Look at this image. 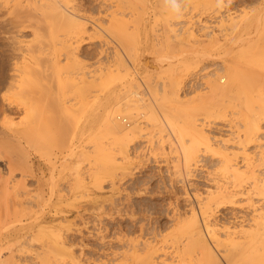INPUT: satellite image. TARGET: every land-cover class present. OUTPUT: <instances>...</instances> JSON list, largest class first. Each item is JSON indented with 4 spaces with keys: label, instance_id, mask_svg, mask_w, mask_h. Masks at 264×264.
I'll return each mask as SVG.
<instances>
[{
    "label": "rangeland",
    "instance_id": "rangeland-1",
    "mask_svg": "<svg viewBox=\"0 0 264 264\" xmlns=\"http://www.w3.org/2000/svg\"><path fill=\"white\" fill-rule=\"evenodd\" d=\"M70 1L72 3V5H70L71 3L69 4L70 7L73 8L77 7L76 9L88 18L89 20L88 27L90 29H88V33H86L88 36H84V38H82L83 41L81 40L82 43L80 45L79 51H76V54L78 53L77 57L74 56L72 58L74 59V62L72 59L67 61L66 58L62 56L61 58L62 59L64 58L65 60L63 59L64 61L63 62L62 59L60 58L61 62L59 64V67L60 66L63 67L64 70H61L62 71L61 73L59 70L58 72L62 75L64 74L63 79L65 78L64 77L65 75L67 76L69 75L70 78L69 76L66 77L69 79L70 82L72 81L71 79L77 76L78 79L77 78L76 79L79 82V76L83 75L85 77L84 74H86L87 76L85 78L87 79L86 81L87 83L85 88L86 90H84V93L87 94L85 95L83 93L84 96L83 95L81 96L80 93L79 96H76L75 94V92L77 91L76 87H73L76 90L75 92L71 90L73 89L71 87L70 90H68V92L66 93L67 99L70 98L68 94H70V96L74 94L73 96L74 98H78V97L80 98L81 96V99L79 98H78L79 100L77 99L80 105L76 102L75 103L72 102V104L78 106L79 110L76 114L75 112H73L74 111L73 109L76 110V108H72L73 111L69 117V118L74 117L73 119L77 122H75L74 120L71 121V119H69L70 123H67L68 119L66 121H63L68 125L70 124L71 128L73 127L71 130L69 129L70 125L68 128V125L63 123V125L65 124L67 126V130L69 129L68 131H66V134L64 131V135H67V133H69L67 136H65L67 137L66 141L64 140L65 148H63V145L61 143L62 140H59L62 137H63L62 139H65L64 135H62L63 132V128H62L63 126H61L62 123H56L57 125L52 124V126L49 127L50 130H48L46 133L47 135L45 136L42 135L44 137V138L42 137L43 139L40 136L41 140H39L38 142L42 141L40 142L41 144L38 142L37 144L35 143L36 147H34L35 145H31L29 141H28L29 144L27 140L24 141L25 149L27 151V160L29 161L28 165L26 163L17 164V163H12V161H8L9 159L7 158L8 156L5 153H3L4 150L2 147H0V189L2 188L0 190V201L4 199L2 203L0 202L1 203L0 205H2L1 206L2 209L0 208V260L2 262L0 261V264H13V262H15L14 264H45V261L46 263H48V257L51 258L48 264H60V261L58 259L56 260L57 256L52 255L51 252L52 250L49 249L50 246L49 245L47 246L49 240L51 243L52 239L50 238L54 235H51V237L50 236L46 237V234L48 236L52 233L57 235H59L58 233L61 234L62 239L64 238L62 241L65 242L66 244L65 246L66 251L69 254L74 253V256L77 257L78 260L82 262V264H144V262L140 261V259L143 260L144 256L148 254V250L150 247H156L157 249H159L157 258L155 259V261L158 264H162V263L176 264V262L177 264H197L198 263L197 252H195V254L194 253L187 254L184 253L183 251L185 247L184 244L188 242L187 240L188 237L183 234V227L185 225V222L187 223V221H189L188 219L192 218L191 215L193 214L194 211L197 212L199 218H201L202 223H204L203 227L206 230V233L209 234H210L209 230H211V228H208L207 226L210 223L209 221H211L212 224H217L218 227L221 228H223L224 226H231L233 229H237V230L238 229L242 230L240 227L244 228L247 227V225L249 224H253V220H254L253 217L255 216V211L253 206L247 200H245L246 199L245 196L238 195L237 196L238 198L235 197L236 200L234 199L235 201L233 202L231 201V199L220 200L219 199L220 193L217 192V190H219L218 187L220 186L230 187L232 190L234 188L238 189V187H234V185L236 186L237 183L233 185L232 182L234 183V181H231L233 180V178H231L229 173L225 172L226 171L224 165L225 158H223L227 155L225 153H230L229 155L231 157V154L232 155L236 154L237 152H239V150L242 151L241 147L239 146L243 145L246 149V152L249 153L250 155L252 154L251 155L252 159L254 158L255 160H258L261 152L264 150L263 148L264 137L260 138L257 141L248 143V145L241 144L240 141L241 138L243 140L242 136L244 135V133L242 131V128L241 130L239 129V126L242 123L241 120H239L240 116L237 114V112L239 111L240 108L238 107L233 108L234 105L233 103H238V100L236 99L237 97H235L233 93L232 95H228L222 98L220 96L215 97V93L211 88L213 87L212 85L213 80L214 81L220 80L222 84V81L221 79H219V77L222 74H224L225 76L226 73L225 68H227V65L232 61L233 58L232 56L228 57L227 55H230L232 51L233 53L231 55H233L235 49L239 47L242 48L243 46H247L251 41H255L256 39L258 41L259 37L263 33L262 31H264L263 29L264 0H231L230 5L226 6L223 10H219L216 7L215 0H212L214 5H211L212 4L211 0H209L211 4H209L207 0H186L185 7L187 9L185 13L187 14H184L185 16H183V18L180 20H177L173 15L172 16L175 19H173L172 16L171 17L169 16L171 14H169L168 10L165 8L163 0H70ZM75 1L77 3H75ZM203 6L207 9L204 8L203 10ZM212 6L213 8L211 9ZM202 10L204 13L202 12ZM254 10L255 11L258 10V12L256 13ZM214 11L216 12L214 13ZM259 11L261 12L259 13ZM189 12L192 13L190 14ZM167 14H169L168 16L173 20L171 19L169 20V18L164 19L168 17ZM247 14H249V17L251 16V14L252 17L254 16V14L255 16L253 17V19L251 17V20L249 21L247 19L249 17L246 16ZM243 15L244 17H246V19L243 17ZM93 16L95 18H93ZM229 17H232L230 22H229L230 19ZM239 17L240 18L242 17L241 19L244 20V21L241 20L242 22L241 25L243 26V28L240 30L239 29L236 30V28H234L232 24L234 21L240 22ZM158 19L159 21L157 22L154 21ZM92 20H94L93 21L94 24L96 21L98 24L102 25L105 31L99 29L100 33H98L97 32L98 30L96 31L94 27L91 26L93 23L91 22ZM165 20L166 21L169 20L167 21V25ZM136 21L140 22L138 23L140 26H138ZM197 22H199V24ZM223 22L225 23L227 22V23L225 24ZM222 23L225 25L222 26ZM113 24L114 25L116 24V27H118V28L115 27L116 30L113 28L114 26L112 27L116 31L114 33H118L117 29L119 31L121 28L123 29V27L125 26L128 27L127 29H125L126 27L124 28L125 31H122V34H124L123 32H126L127 34H125L124 37L125 39L129 38L130 41L122 38L123 37L122 34L112 33V35H117L119 37L112 36L111 33L107 31V29L110 28ZM151 24L152 26L153 25L154 26L152 27ZM189 24L190 26H188ZM228 24L230 27H232L233 30L227 27ZM171 25L174 29H171L172 28ZM191 25H193V27ZM262 25L263 27L261 28ZM206 27L208 28V30H206L207 29ZM56 28H54V30ZM135 28L138 30H134ZM168 28L170 32L167 31ZM154 29L155 31H157L156 33L159 34V35L157 34L158 36L155 34ZM54 30L52 35H54L56 32L58 36L55 34L54 36H52V39H50L51 37H49V39L47 37V41L49 44H51L52 42L51 47L52 48L55 47L57 53H60L58 52V49L59 47L61 48V46L57 47V45L60 44L61 40L59 42L57 41L60 38L62 39V37L65 39L64 34L68 35L69 32L66 29L63 30L59 29V31L56 29L55 32ZM64 30L66 31L63 34L62 31ZM258 30L260 31L262 30L260 32L261 33L260 36L258 35L259 33ZM220 31L222 32L220 33ZM234 32L239 33V35L237 34L238 37ZM168 33L170 34V36L168 35ZM25 34L27 37V41L32 39L31 38L32 36H30L31 35L30 32H25ZM163 34L165 35L166 38L169 37L168 41L165 39ZM190 34L193 37L192 41H190L191 38H189L191 37ZM194 34L197 37H194ZM222 34L225 36H223ZM230 37H235V38L231 39ZM175 38L176 39L178 38L177 40H179L180 42L177 41ZM122 39L125 42L120 43V41L121 42L123 41ZM170 39L174 42L172 43ZM187 40L188 43H186ZM216 40L219 42H216ZM162 41L164 45L163 43L161 44ZM223 41L228 42V43L226 42L227 46L224 45L225 43ZM234 42L236 44H234ZM133 43H134V47H133ZM158 43L160 44V46ZM220 43H222L223 45ZM135 44L137 45L135 46ZM153 44L154 46L152 47ZM123 45L125 48L122 47ZM157 45L159 47H157ZM162 46L165 48H163ZM135 47L137 48V54ZM173 47L175 50H173ZM226 47L228 49H226ZM161 48L163 49V51ZM55 49L53 48V50ZM120 49H122L123 52L125 53L123 54L124 57L119 56L118 54L116 55L117 53L116 50H120ZM126 49L127 51H130V53H128ZM222 49H224L225 51ZM133 50L135 51L132 52ZM157 51L159 52L161 51V53ZM155 52L156 54H154ZM127 54H129L128 58H127ZM123 58L124 60H122ZM189 59H193V60L191 61ZM76 61L77 63H79L80 61V63L82 64V65L79 64V67H81L84 70L86 68L85 72L84 70L81 71L80 70L81 68L79 69V67H77ZM123 61H127V63ZM66 62L67 65L69 64L68 66L65 65ZM226 62L229 63L227 64ZM118 63L120 66H118ZM196 63L200 64L198 68L196 67L197 66ZM125 64L127 65V68ZM70 67H72V70L73 69L74 70L71 71ZM111 67L113 69H111ZM128 67L130 68V70H127L129 69ZM203 67L205 68V70ZM248 67L249 68H247V70H251L252 72L250 74L255 73L259 76L258 78L259 82L261 79L263 80L262 85L260 84L261 82L259 83V85L264 86V77H262L264 76V71L262 70L263 71L262 72L261 70L259 71V69L256 70L257 68H252L250 66ZM76 68H78V71L74 72L75 70H77ZM186 68H189V70ZM207 68L208 70L206 71ZM222 68L225 71L221 70ZM110 69L112 71H108ZM7 70L5 69V67H1L0 71L6 73ZM79 71L81 73H79ZM124 71H126L125 74ZM257 72L258 73L262 72V74L259 73L260 74L259 75ZM77 73H79L80 75L79 74L77 75ZM111 73H114L113 74L114 76ZM105 74L107 75L109 74L108 79H111L112 82L111 80H106L107 75ZM216 76H218V78ZM224 76L221 77H223L222 78L224 80L223 84L224 86H226V83L228 82H227V78H225L226 76L225 77ZM97 80L98 81L102 80V82L99 81V83L101 82V86L104 85V88L103 86L101 87L99 83L98 85L97 83L94 85V82H98ZM104 82L106 83L104 84ZM210 84L212 86H210ZM96 85L99 86L98 89H96L97 88ZM130 86L132 89L130 88ZM138 87H140V89ZM93 88H95L96 90ZM128 88L130 91L128 90ZM260 88L263 89V87ZM97 90L99 92H97ZM262 91H264V89ZM95 92H97V94ZM77 94H79L78 91ZM122 94L124 95L122 96ZM166 96L171 101H169L168 98L166 99ZM164 97L166 100L170 102V105L172 107L175 108L178 107L177 110L178 115L176 114V112H174L177 108L173 109L171 107L174 111L172 110V113L169 112V109L171 108H169L170 106L168 104L165 105V102L166 103L169 102L162 101L164 100ZM234 97L236 101L232 100L234 99ZM175 98L176 100H174ZM178 98L179 101H177ZM133 99L137 101L136 103L131 102V104L133 105L136 104V106L138 105L140 107H135L136 108L135 110L134 107L133 108L131 107V109L129 110L128 109L130 107L129 105H131L130 101H132ZM73 100L76 99L72 98L70 102ZM96 100L97 103L95 102ZM186 100L189 103H187ZM79 101H82V103H80ZM174 101L180 103L177 102L175 103ZM206 101L207 103H209V105L206 103ZM230 101H232L233 103ZM70 102H68V104H71ZM159 102H161V105ZM157 103L159 104V107ZM200 103L201 104L203 103V105H199ZM205 103L207 105H204ZM222 103H224V106H222L223 105ZM81 104H83V107L85 108L83 112L82 110L80 111ZM152 104L154 105L156 111ZM183 104L185 107L183 106ZM187 104H188L187 107L189 108H191L192 106L191 110L193 111L191 113H194L195 110L196 111L199 110L197 114L196 113L193 114L192 116L193 118H190L191 116L190 114L188 116V113H190L191 110L190 109L188 110V108L186 107ZM127 105L129 107L126 108ZM162 105L165 108L162 109L161 108L163 107ZM180 105L183 107H181ZM198 105L200 108L198 107ZM202 106H204L205 108L203 107L204 108L203 109ZM210 106H213L212 109ZM227 106L229 107V109ZM193 107H197L199 109L197 108L193 109ZM222 107L223 109H225L226 107L227 108L224 110V112L222 111L223 113L221 115L219 113H221L220 110H222ZM230 107L233 108V110H231ZM137 108L139 109L137 110ZM182 108L183 110L185 108V110H188L189 112L183 111L181 114L184 115L186 113V116L192 119V121L195 120L194 116H196L195 124L198 123L196 124L198 127L200 126L201 128L202 127L204 128L202 129L206 132L207 138L204 137L206 140L210 139V137L213 138L211 139V141L207 140L208 147L205 145L206 146L205 148V146L202 147L199 145V147L201 148H198L199 150L198 151L199 154L197 153L198 163L196 164H194L195 162L193 161L191 162L190 165H186L182 155V150H180L181 148L178 147L179 143L173 140V137L169 129L165 128L166 125L165 123H163L164 121L161 120L162 116L160 117L158 116V114L161 115L163 112L180 116L179 111H182ZM131 110H134L133 113L131 112ZM150 110L152 111L154 110L156 113H158V114L155 113L157 118L156 117L154 118L153 115H152L153 117L151 116ZM81 112L82 115H80ZM211 114L213 115L211 116ZM22 115L15 116V121H14L15 127L17 128L21 127V129L23 125H24L23 127L27 126V124L25 125L24 122L23 124H20V126H17L18 125L17 121L20 122V120L22 119L21 117ZM19 117H21V119ZM182 117L179 118L182 119ZM185 118L187 117H184V119ZM100 119L102 121H100ZM105 121H107V123ZM74 122H75V129H74ZM154 122L156 123L155 125H153ZM108 123H112V124L114 123L113 124L114 126L111 125L108 127H110L112 131H116L115 137L118 140L114 137V135H112V137H114L115 140L111 137V134L115 132L110 134L108 131L110 132L112 131L109 129L108 131L106 130ZM161 123L164 124L165 126L164 125H163L164 127L158 126L161 125ZM96 124L98 125L96 126ZM105 124H106V128L104 126ZM53 125H56L57 127L60 125L59 127L62 128L61 129L62 132L61 130L59 131L60 134L54 129L60 135V138L59 135L55 136L56 132L53 131L54 128ZM65 125L64 128L66 127ZM140 125L142 127H140ZM261 126L263 127V131H264V119L261 121ZM152 128L154 129L152 130ZM56 129L59 130V128ZM71 131H73V133ZM129 131H131L132 133L135 132L134 134L137 135L134 140L133 138L135 137V135H131V132L129 133ZM48 132L51 133V136L49 135ZM205 132L203 133L204 135ZM52 134H54L55 137H58V139L56 140L57 142L53 143L52 139L48 138V136L54 138V136L52 137ZM129 135H131L132 137ZM98 136L100 137L98 138ZM45 138L46 139L48 138L49 141H45L46 140ZM122 138H124V140H121ZM125 138L127 139V142L128 141L131 142H129L128 144L127 143L123 144V142L126 141ZM166 138L170 139L169 140L170 142L173 140L174 144H172L173 141L169 143L168 139ZM50 140L52 142H50ZM58 141L60 142L58 143ZM67 141H69V143ZM120 141L122 142L120 143ZM237 141H239L240 143L239 142L236 143ZM117 142L119 144H117ZM203 142L202 145L206 144V142L205 143ZM125 144L127 145V147L125 146ZM66 145L68 149L71 147L73 148L68 150L66 148ZM94 145L95 147H93ZM117 145H123L124 149L122 148L123 146L119 147ZM101 147L104 148V150L100 149ZM62 148L64 150H62ZM96 149L99 150L93 151ZM208 149L210 150L212 149V151H209ZM110 150H112V152L115 155H112L113 153H111ZM121 151H124L126 153H123ZM214 151L217 154L214 153ZM96 152H98L97 153L98 155L95 154ZM119 152L123 154H120ZM220 153H222L223 155ZM102 154L103 155L109 154V155L103 156ZM116 154H118V156ZM100 155H102L103 157ZM110 155L112 156L110 158L114 162L113 163L114 165H111L110 163L111 160L108 159ZM127 155L130 158L126 157ZM237 155L239 157L236 156L235 159L234 157H232L233 163L234 164L235 162L236 164L238 163V165L242 168L241 171H245V166H244L245 162L243 160L242 154L240 155V153H238ZM123 156L126 158V160L125 159L123 160L124 158ZM254 159H253L254 163H257L258 161H255ZM105 160L106 161L109 160V161L105 163L106 162ZM108 163L110 164V167L108 166L107 168L105 166L109 165ZM257 165L260 166L259 164ZM28 166L30 168H28ZM112 166L116 168L112 169ZM187 168L190 171H188ZM186 169L187 171H185ZM257 169L259 171V172L257 171L256 173L258 179L261 178L263 179L264 167H260V168L257 167ZM260 171L262 174L260 173ZM175 172L178 173L176 174ZM125 173L128 174L126 175ZM8 176H10L9 178L10 180H14V178L19 179V177L25 180V186L29 190L28 192L29 194L27 195V197H24V200L23 198L21 199L23 201L22 204L18 203V200H20V198H17L18 199L17 200L13 195L10 196V194L9 196H6L8 194L7 193L8 189L6 188L7 187L6 182L8 181L7 180ZM100 180L102 181V183ZM10 183L11 185L9 186H12V184H14L11 181ZM3 185L5 186V188ZM240 185H242L240 187L241 190H244L245 192L251 190V182L246 181L241 183ZM26 187L24 188L26 189ZM4 192L6 193H5V197L3 198ZM9 197L10 198L12 197V199H10ZM253 198H254L253 202L254 203L256 202L255 205H257V208L264 207V199L262 197L254 195ZM10 200L11 202H7ZM209 200H210L209 208L212 211V213H208L207 215L204 214V210H202L203 209L202 207H204V204L207 205L208 204L207 202ZM209 208L207 211L211 212ZM178 229H180L181 231ZM42 234L44 237L42 236ZM209 234H207L209 239L211 241H215L214 244L217 247V251L220 257V262H222V264H229L226 256V254L228 255L227 250L230 247V246L228 247L227 245L229 241L225 237L222 238L220 237V241H222L221 242L222 244L218 243L213 238V236H211L212 234L210 235ZM237 235L240 237L243 234L240 235L239 233ZM45 237L47 239L49 238L47 243ZM212 238L214 240H212ZM243 239L244 238L240 237L239 239H237V241H242ZM223 240H226L225 242L226 245L223 243ZM50 245L52 248L53 245L52 244ZM138 256L140 257L138 258ZM137 258L138 261H136ZM64 259H67V257H65ZM64 259H60V260L64 261ZM67 261L69 262V259H67ZM67 261L66 263L70 264ZM66 263L64 261V264Z\"/></svg>",
    "mask_w": 264,
    "mask_h": 264
},
{
    "label": "bare ground",
    "instance_id": "bare-ground-1",
    "mask_svg": "<svg viewBox=\"0 0 264 264\" xmlns=\"http://www.w3.org/2000/svg\"><path fill=\"white\" fill-rule=\"evenodd\" d=\"M209 2V0H207ZM212 2V0H211ZM70 0H0V70H1V67H5V69L7 70L6 73H3L0 71V147L3 148L4 152L9 158L8 161H12V163H26L28 165V160H27V151L25 149V145H24V141L27 140V142L29 141L31 145H35V143L37 144V142L40 139V136L41 138L45 135H47V131L50 130L49 127L52 126V124H56V123H62L61 126H63V132H62V128L61 127H57L56 125H53V131L54 132H59L61 130L62 132V135H64V131H65V134H66V131H68L69 129L72 130L71 128V125H70V128H69V125L66 124L65 122L63 121H66L68 119V122L67 123H70L69 122V119L74 120L72 117H70V115L72 114V111L75 112L77 114L79 108L77 105L75 104H72V102H76L78 103V100L81 99V96L83 95L84 93V90H86V81L87 79L85 78L87 75H85V77L82 75H80L79 73H81L79 71V73H77V75L79 74V82L77 81V77H74L73 79H71L72 81L70 82L69 79L67 78L68 76L65 75L64 79H63V75L60 74L62 71L61 70H64L63 67H59V64L61 62V57L64 56L66 58L67 61L71 60L74 56L77 57V54H76V51H79V48H80V45L83 41L82 38H84V36H88L86 33H88V29H90L88 26H89V20L86 16H84L82 13H80L75 7H70V5H72V3ZM75 3H77L75 1ZM70 4V5H69ZM145 4V2H144ZM157 4V2H156ZM194 4V3H193ZM203 4V3H202ZM209 4H211L209 2ZM208 4V5H209ZM191 5V4H190ZM201 5V4H200ZM206 5V4H205ZM204 5V6H205ZM207 5V6H208ZM211 5H214L213 2ZM158 6V5H157ZM194 6V5H193ZM203 6V10H204V7ZM251 6V5H250ZM257 6V4H256ZM261 6V5H260ZM210 7V6H209ZM208 7V8H209ZM215 7V6H214ZM192 8V7H191ZM197 8V7H196ZM200 8V6H199ZM202 8V7H201ZM213 8V6L211 7V9ZM257 8V7H256ZM264 8V7H263ZM79 9V8H78ZM154 9V8H153ZM187 9V8H186ZM198 9V8H197ZM207 9V8H205ZM250 9V8H249ZM259 9V8H258ZM158 10V9H157ZM195 10V9H194ZM193 10V11H194ZM202 10V12H203ZM210 10V9H209ZM208 10V12H209ZM214 10V9H213ZM212 10V11H213ZM220 10V9H219ZM248 10V9H247ZM218 11V10H217ZM243 11V10H242ZM255 11V10H254ZM155 12V11H154ZM169 12V11H168ZM200 12V11H199ZM211 12V11H210ZM216 11H214L215 13ZM256 13L258 12L255 11ZM261 11H259L260 13ZM190 13V12H189ZM192 13V12H191ZM190 13V14H191ZM204 13V12H203ZM213 13V12H212ZM231 13V12H230ZM247 13V12H246ZM170 14V13H169ZM167 14V16L169 15ZM187 14V13H185ZM200 14V13H199ZM206 14V13H205ZM221 14V13H220ZM219 14V15H220ZM141 15V14H140ZM160 15V14H159ZM208 15V13H207ZM212 15V14H210ZM214 15V14H213ZM216 15V14H215ZM236 15V14H235ZM245 15V14H244ZM243 15V17H244ZM259 15V14H258ZM113 16V15H112ZM161 16V15H160ZM170 17L172 15H169ZM167 17V18H164V19H168L169 20L171 19L170 17ZM185 16V15H184ZM187 16V15H186ZM224 16V15H223ZM242 16V14H241ZM246 16L249 17V14H247ZM255 16V14H254ZM253 16V17H254ZM257 16V15H256ZM264 16V15H263ZM173 17V16H172ZM195 17V16H194ZM227 17V16H226ZM251 17H252V14L249 18H247L249 21L251 20ZM252 17V19H253ZM93 18H95L93 16ZM134 18V17H132ZM157 18V17H156ZM155 18V19H156ZM161 18V17H160ZM159 18V19H160ZM186 18V17H185ZM229 22L231 21L232 17H229ZM240 18V17H239ZM242 18V17H241ZM239 19L240 22H233V27L236 28V30H240L243 28V26L241 25V20L242 19ZM246 19V17H244ZM113 19V18H112ZM139 19V18H138ZM141 19V18H140ZM143 19V18H142ZM158 20H154L155 22L159 21ZM173 19H175L173 17ZM171 19V20H173ZM209 19V18H208ZM213 19V18H212ZM228 19V18H226ZM264 19V18H263ZM262 19V20H263ZM120 20V19H119ZM167 20V21H169ZM185 20V19H184ZM190 20V18H189ZM193 20V19H192ZM224 20V19H223ZM222 20V21H223ZM236 20V19H235ZM238 20V18H237ZM236 20V21H237ZM247 20V22H248ZM94 20H92L91 22H93ZM134 21V20H133ZM146 21V20H145ZM150 21V20H149ZM167 21L165 20L166 22V25H167ZM182 21V20H181ZM228 21V20H227ZM244 21V20H242ZM253 21V20H252ZM117 22V21H116ZM115 22V23H116ZM137 22V21H136ZM142 22V21H141ZM163 22V21H162ZM190 22V21H188ZM209 22V21H207ZM263 22V21H262ZM104 23V22H103ZM114 23V22H112ZM140 23L139 21L137 22V24ZM159 23V22H158ZM180 23V22H179ZM178 23V24H179ZM199 24V22H197ZM225 23V22H223ZM222 23V26H224L225 24ZM251 23V22H250ZM249 23V24H250ZM136 24V23H134ZM156 24V23H155ZM165 24V23H164ZM171 24V22H170ZM177 24V23H176ZM205 24V23H204ZM207 24V23H206ZM264 24V23H263ZM160 25V24H159ZM219 25V24H218ZM217 25V26H218ZM221 25V23H220ZM253 25V24H251ZM92 27H94V29L98 32H99V29H101L102 31H105L104 28L102 27V25L98 24L96 21H95V24L94 22L92 23L91 25ZM114 26V27H113ZM122 26V25H121ZM137 26V25H136ZM138 26H140L138 24ZM152 26V24H151ZM154 26V25H153ZM152 26V27H153ZM163 26V25H162ZM165 26V25H164ZM190 26V24L188 25ZM193 27V25H191ZM214 26V25H212ZM211 26V27H212ZM221 26V27H222ZM57 27V28H56ZM108 27V26H107ZM116 30V24L112 25L110 28L107 29V31H109L112 35L113 34H122V31H125V29H127L128 27H123V29L121 28L119 31L117 29V32L118 33H114L116 32L113 28ZM116 27V28H115ZM135 27V25H134ZM157 27V25H156ZM155 27V28H156ZM167 27V26H166ZM172 27V25H171ZM186 27V25H185ZM208 27V25H207ZM206 27V28H207ZM220 27V26H219ZM227 27H229L230 29H232V27L229 26V24L227 25ZM249 27V26H247ZM259 27V26H258ZM263 27V25L261 26V28ZM54 28H56L58 31L59 29H66L69 33L68 35L64 34V31L63 34H64V37L65 39L62 37V39H58L57 42H59L60 40V44L57 45V47L61 46V48L59 47L58 49V52L60 53H57L55 47H53L55 50H53V48L51 47V44L48 43L47 41V37L49 39V37H51L50 39H52V36H54L56 34ZM145 28V27H144ZM178 28V27H177ZM184 28V27H183ZM190 28V27H189ZM187 28V29H189ZM202 28V27H201ZM200 28V29H201ZM251 28V27H250ZM159 29V28H158ZM165 29V28H164ZM171 29H174L173 27ZM197 29V28H196ZM249 29V28H248ZM264 29V28H263ZM53 30L55 32L54 35L53 34ZM134 30H138V29H134ZM183 30V29H182ZM208 30V28L206 29ZM217 30V28H216ZM233 30V29H232ZM250 30V29H249ZM93 31V30H92ZM121 31V32H120ZM140 31V30H139ZM155 31V29H154ZM153 31V32H154ZM169 28H168V30ZM219 31V30H218ZM224 31V30H223ZM227 31V30H226ZM229 31V30H228ZM246 31V30H245ZM251 31V30H250ZM259 33L258 35L260 36V30H258ZM25 32H30V36H32L31 40L27 41V37H26V34ZM94 32V31H93ZM96 32V33H97ZM130 32V31H129ZM132 32V31H131ZM134 32V31H133ZM157 31H155V34L157 35L158 33H156ZM172 32V31H171ZM175 32H176V29H175ZM173 32V33H175ZM192 32V31H191ZM207 32V31H206ZM222 31H220L221 33ZM231 32V30H230ZM229 32V33H230ZM237 32V31H236ZM234 32V33H236ZM240 32V31H238ZM242 32V30H241ZM263 33L261 34V36L259 37L258 41L255 37V41H251L247 46H243L242 48L239 47L237 49L234 50V54L231 55L233 53V51L231 52L230 55H227L228 57L232 56V61L228 64L227 62V68L226 71L222 68L221 70H224L226 73H225V76L224 74L220 75L221 76H224L225 78H227V82L226 83V86H224L223 84V77H219V79H221L222 81V84L220 82V80H217L218 76H216V80L217 81H214L212 82V85L213 87L211 89H213V92L215 93V97L217 96H220L221 98L222 97H225V96H228V95H232V93L234 94L235 97H237L236 99L238 100V103H233L232 102L231 104L233 105V108H240L239 111L237 112V114L240 116V119L241 120V123L240 126H239V129L241 130L242 128V131L244 133V135L242 136L243 137V140L241 138V144H247L248 143H251V142H254V141H257L259 140L260 138L264 137V131H263V127L261 126V121L264 119V91H262L264 89V86H261L262 85V79L258 80L259 76L257 74H250L252 73L251 70H247V68H249L248 66L252 67V68H257L256 70L259 69V71L263 70L264 71V31H262ZM67 33V32H66ZM95 33V34H96ZM97 33V34H98ZM124 34L122 38L125 39V34H127L126 32H123ZM136 33V32H135ZM163 33V32H162ZM182 33V32H181ZM211 33V32H210ZM219 33V32H218ZM225 33V32H223ZM233 33V32H232ZM248 33V32H247ZM86 34V35H85ZM94 34V35H95ZM129 34V33H128ZM189 34V33H188ZM187 34V35H188ZM207 34V33H206ZM237 34L239 35V33H236V36ZM58 36V34H56ZM93 35V34H92ZM130 35V34H129ZM138 35V34H137ZM159 35V34H158ZM157 35V36H158ZM164 35V34H163ZM162 35V36H163ZM167 35V34H166ZM168 35L170 36V34L168 33ZM193 35V33H192ZM192 35L190 34L191 37V40L192 41ZM211 35V34H210ZM223 35V34H222ZM221 35V36H222ZM228 35V34H227ZM56 36V38H57ZM98 36V35H97ZM112 36H115V37H119L117 35H112ZM121 36V35H120ZM161 36V37H162ZM215 36V35H214ZM225 36V35H223ZM230 36V35H229ZM235 36V37H236ZM254 36V35H253ZM257 36V35H256ZM90 37V36H89ZM114 37V38H115ZM135 37V36H134ZM165 37V35H164ZM172 37V36H171ZM179 37V36H177ZM184 37V36H183ZM194 37H197L195 36L194 34ZM208 37V36H207ZM206 37V38H207ZM235 37H230L231 39L232 38H235ZM238 37V36H237ZM240 37V36H239ZM242 37V36H241ZM257 37V38H258ZM55 38V39H56ZM94 38V36H93ZM101 38V37H100ZM113 38V37H112ZM121 38V37H120ZM119 38V39H120ZM159 38V37H158ZM169 38V37H168ZM168 38L165 37V39L168 41ZM174 38V37H173ZM172 38V39H173ZM218 38V37H217ZM128 41L129 38H126ZM125 39V40H126ZM176 39V38H175ZM178 39V38H177ZM176 39V40H177ZM182 39V37H181ZM197 39V38H196ZM224 39V38H223ZM240 39V38H239ZM46 40V41H45ZM82 40V41H81ZM123 40V39H122ZM136 40V39H135ZM158 40V39H156ZM174 40V39H173ZM198 40V39H197ZM207 40V39H206ZM209 40V39H208ZM220 40V39H218ZM254 40V39H253ZM120 41V40H119ZM127 41V42H128ZM138 41V40H137ZM164 41V40H163ZM163 41L161 42V44L163 43ZM170 41H172L170 39ZM179 41V40H177ZM186 41V40H185ZM195 41V40H194ZM200 41V40H199ZM228 41V40H227ZM226 41V42H227ZM262 41V42H261ZM125 42L124 40L120 43H123ZM126 42V43H127ZM166 42V41H165ZM174 41H172L173 43ZM180 42V41H179ZM197 42V41H196ZM210 42V41H209ZM216 42H219L216 40ZM224 42V41H223ZM226 42H224L226 45ZM230 42V41H229ZM56 43V42H55ZM157 43V42H156ZM176 43V42H175ZM183 43V42H182ZM188 43V40L187 42ZM228 43V42H227ZM77 44V46H76ZM140 44V43H139ZM155 44V43H154ZM154 44L152 45V47L154 46ZM159 44V43H158ZM197 44V43H196ZM214 44V43H213ZM222 44V43H220ZM219 44V45H220ZM234 44H236L234 42ZM120 45V44H119ZM125 45V44H124ZM124 45L122 47H124ZM132 45V44H131ZM137 44H135L136 46ZM164 45V43H163ZM173 45V44H172ZM195 45V44H194ZM211 45V44H209ZM223 45V44H222ZM126 46V45H125ZM139 46V45H138ZM160 46V44H159ZM157 45V47H159ZM182 46V45H181ZM193 46V45H192ZM201 46V45H200ZM208 46V45H207ZM227 46V45H226ZM233 46V45H232ZM231 46V47H232ZM133 47H134V43H133ZM163 47V46H162ZM172 47V46H171ZM52 48V49H51ZM119 48V47H118ZM117 48V49H118ZM125 48V47H124ZM123 48V49H124ZM136 48V47H135ZM165 48V47H163ZM170 48V47H169ZM180 48V46H179ZM178 48V49H179ZM200 48V47H199ZM204 48V47H203ZM212 48V47H211ZM209 48V49H211ZM162 49V48H161ZM183 49V48H182ZM196 49V48H195ZM206 49V48H205ZM208 49V48H207ZM217 49V48H216ZM219 49V48H218ZM226 49H228L226 47ZM229 49H230V46H229ZM53 50V51H52ZM60 50V51H59ZM128 50H129V47H128ZM130 50H131V47H130ZM153 50V49H151ZM169 50V49H168ZM173 50L174 47H173ZM215 50V49H214ZM224 50V49H222ZM102 51V50H101ZM127 51V49H126ZM125 51V52H126ZM135 50H133L132 52H134ZM156 51V50H155ZM163 51V49H162ZM178 51V50H177ZM196 51V50H195ZM201 51V50H200ZM217 51V50H216ZM225 51V50H224ZM223 51V52H224ZM229 51V50H228ZM105 52V51H104ZM116 55L118 54L119 56H123V54H125L123 52L122 49L120 50H116ZM128 53H130V51H127ZM131 52V53H132ZM159 52V51H157ZM176 52V51H175ZM161 53V51L159 52ZM174 53V51H173ZM226 53V52H225ZM230 53V52H229ZM228 53V54H229ZM136 54H137V48H136ZM151 54V53H150ZM153 54V53H152ZM156 54V52L154 53ZM166 54V53H165ZM172 54V53H171ZM179 54V53H178ZM177 54V55H178ZM187 54V53H186ZM101 55V54H100ZM128 55L127 54V58H128ZM132 55V54H130ZM180 55V54H179ZM201 55V54H200ZM118 56V58H119ZM162 56V55H161ZM205 56V55H204ZM226 56V55H225ZM124 57V56H123ZM137 57V56H136ZM61 58V59H60ZM117 58V57H116ZM122 58V57H121ZM131 58V57H130ZM134 58V57H133ZM132 58V59H133ZM64 59V58H63ZM62 59V61H63ZM158 59V58H157ZM187 59V58H186ZM196 59V58H195ZM228 59V58H227ZM231 59V58H230ZM65 60V59H64ZM73 62H74V59H72ZM77 60V59H76ZM79 60V58H78ZM124 60V58L122 59ZM189 60H193V59H189ZM117 61V60H116ZM158 61V60H157ZM187 61V60H185ZM202 61V60H201ZM64 62V61H63ZM72 62V61H71ZM120 62V60H119ZM123 62H126L127 61H123ZM133 62V61H132ZM203 62V61H202ZM211 62V61H210ZM214 62V61H213ZM212 62V63H213ZM69 63V62H68ZM146 63V62H145ZM189 63V62H187ZM199 63V62H198ZM72 64V63H70ZM76 64H77V67H79V63H77L76 61ZM121 64V63H120ZM180 64V63H179ZM195 64V63H194ZM197 64V63H196ZM65 65H67V62L65 63ZM69 65V64H68ZM67 65V66H68ZM82 65V64H81ZM123 65V64H122ZM126 65V64H125ZM124 65V66H125ZM186 65V64H184ZM200 64H197V68ZM90 66V65H89ZM118 66L119 63H118ZM191 66V65H190ZM207 66V65H206ZM211 66V65H210ZM216 66V65H215ZM7 67V68H6ZM102 67V66H101ZM115 67V66H114ZM122 67V66H121ZM173 67V66H172ZM184 67V66H183ZM182 67V68H183ZM214 67V65H213ZM222 67V66H221ZM62 68V69H61ZM66 68V67H65ZM71 71L72 70V67H70ZM74 68V67H73ZM81 67H79L80 69ZM84 68V67H83ZM123 68V67H122ZM121 68V69H122ZM125 68V67H124ZM126 68H127V65H126ZM129 68V67H128ZM193 68V67H191ZM195 68V66H194ZM204 68V67H203ZM218 68V67H217ZM246 68V69H245ZM68 69V68H67ZM77 70H75L74 72H77L78 71V68H76ZM111 69H113L111 67ZM108 70V71H112V70ZM162 69V68H161ZM166 69V68H165ZM169 69V68H168ZM184 69V68H183ZM189 70V68H186ZM210 69V68H209ZM58 70L60 71V73L58 72ZM69 70V69H68ZM81 71L84 70V69H80ZM86 70V68H85ZM84 70V72H85ZM102 70V69H101ZM118 70V69H117ZM127 70H130L127 69ZM160 70V69H159ZM196 70V68H195ZM205 70V68H204ZM208 70V68L206 69V71ZM216 70V69H215ZM219 70V69H218ZM214 71V70H213ZM250 71V72H249ZM262 71V72H263ZM64 72V71H63ZM69 72V71H68ZM104 72V71H103ZM101 72V73H103ZM107 72V71H106ZM105 72V73H106ZM129 72V71H128ZM159 72V71H158ZM187 72V71H186ZM202 72V71H201ZM218 72V71H217ZM216 72V73H217ZM221 72V71H220ZM249 72V73H248ZM262 72L260 74H262ZM67 73V71H66ZM72 73V72H71ZM87 73V72H86ZM99 73V72H98ZM116 73V72H114ZM114 73H111L112 75ZM121 73V72H120ZM118 73V74H120ZM126 73V71H124V74ZM184 73V72H183ZM188 73V72H187ZM223 73V72H222ZM258 73V72H257ZM258 73V74H259ZM70 74V73H69ZM259 74V75H260ZM62 75V76H61ZM74 75V74H73ZM107 75V74H105ZM103 75V76H105ZM117 75V74H115ZM67 76V77H66ZM109 74L107 75V79L106 80H111V79H108L109 77ZM114 76V75H113ZM120 76V75H119ZM135 76V75H134ZM162 76V75H161ZM172 76V75H171ZM206 76V75H205ZM228 76V77H227ZM73 77V76H72ZM160 77V76H159ZM264 77V76H262ZM70 78V76H69ZM77 78V79H76ZM118 78V77H117ZM116 78V79H117ZM121 78V77H120ZM152 78V77H151ZM166 78V77H165ZM164 78V80H165ZM186 78V77H185ZM212 78H213V75H212ZM261 78V77H260ZM68 79V80H67ZM76 79V80H75ZM114 79V78H113ZM167 79V78H166ZM203 79V78H202ZM229 79V80H228ZM115 80V79H114ZM113 80V81H114ZM209 80V79H208ZM76 81V82H75ZM98 81V80H97ZM102 82V80H99ZM98 82H94V85L97 83L98 85ZM101 82L99 83V85L101 86ZM110 82V81H109ZM112 82V80H111ZM133 82V81H132ZM149 82V81H148ZM207 82V81H205ZM106 82H104L105 84ZM147 83V82H146ZM151 83V82H150ZM211 83V82H210ZM259 83L261 85H259ZM168 84V83H167ZM171 84V82H170ZM93 85V86H94ZM96 85V86H97ZM181 85V84H180ZM208 85V84H207ZM210 84V86H212ZM223 85V86H222ZM103 88H104V85H102ZM101 86V87H102ZM106 86V85H105ZM139 86V85H138ZM163 86V85H162ZM202 86V85H201ZM73 88V87H76V90L78 91L79 94H77V91L73 88L71 90H73V92H75L76 96H79L80 93H81V96L80 98H74V94L70 96V94H68V96L70 98L69 101L67 99V96H66V93L68 92V90H70V88ZM99 86H97L96 89H98ZM134 87V86H132ZM136 87H137V84H136ZM260 87H263V89H261ZM131 88V86H130ZM140 89V87H138ZM95 89V88H93ZM95 89V90H96ZM123 89V88H122ZM132 89V88H131ZM148 89V88H147ZM94 90V91H95ZM101 90V89H100ZM125 90V88H124ZM129 90V88H128ZM151 90V89H150ZM169 90V89H168ZM173 90V89H172ZM176 90V89H175ZM180 90V89H179ZM182 90V89H181ZM93 91V90H92ZM91 91V92H92ZM102 91V90H101ZM130 91V90H129ZM142 91V90H141ZM144 91V90H143ZM211 91V90H209ZM72 92V93H73ZM97 92H99L97 90ZM97 92H95L97 94ZM108 92V91H107ZM128 92V91H126ZM176 92V91H175ZM208 92V91H207ZM71 93V94H72ZM130 93V92H129ZM153 93V92H152ZM204 93V92H203ZM255 93V94H254ZM85 94V93H84ZM87 94V93H86ZM85 94V95H86ZM128 94V93H126ZM125 94V95H126ZM156 94V93H155ZM236 94V95H235ZM91 95V94H90ZM101 95V93H100ZM105 95V94H104ZM124 94H122L123 96ZM141 95V94H140ZM144 95V94H143ZM208 95V93H207ZM75 96V97H76ZM84 96V95H83ZM95 96V95H94ZM110 96V95H109ZM127 96V95H126ZM147 96V95H146ZM158 96V95H157ZM214 96V95H213ZM73 99H76V100H73L70 102V100ZM88 97V95H87ZM92 97V96H91ZM96 97V96H95ZM177 97V96H175ZM232 99L233 101L236 99ZM86 98V97H85ZM90 98V97H89ZM108 98V97H107ZM122 98V97H121ZM120 98V99H121ZM144 98V97H143ZM155 98H158V97H155ZM168 97L166 96V99ZM174 98V97H173ZM211 98V97H210ZM78 99V100H77ZM145 99V98H144ZM165 97H164V100L162 101H171L169 98L168 100H166ZM219 99V98H218ZM99 100V99H98ZM107 100V99H106ZM151 100V99H149ZM173 100V99H172ZM176 100V98L174 99ZM217 100V98H216ZM84 101V100H83ZM137 100H132L130 101V104L131 102L132 103H136ZM155 101V100H154ZM160 101V100H159ZM177 101H179V98L177 99ZM176 101V102H177ZM184 101V100H183ZM187 101V100H186ZM185 101V102H186ZM68 102H70L71 104H68ZM80 103H82V101H79ZM97 103V100L95 101ZM109 102V101H108ZM156 102H157V99H156ZM175 102V101H174ZM175 102V103H176ZM203 102V101H202ZM215 102V101H214ZM160 105H161V102H159ZM173 103V102H172ZM171 103V104H172ZM177 103H180V102H177ZM182 103V102H181ZM187 103H189L187 101ZM207 103V101H206ZM204 104V105H209V103L207 104ZM213 103V102H211ZM79 104V103H78ZM84 104V103H83ZM83 104H81V109L80 111L82 110V112L84 111V107H83ZM146 104V103H145ZM158 104V103H157ZM168 104L169 108H171L172 106L170 105V102L169 103H166L165 102V105ZM192 104V103H190ZM224 106V103H222ZM80 105V104H79ZM94 105V104H93ZM98 105V104H97ZM105 105V104H104ZM103 105V106H104ZM149 105V104H148ZM153 105V104H152ZM156 105V104H155ZM199 105H203V103L199 104ZM198 105V107H199ZM215 105V104H214ZM218 105V104H216ZM220 105V104H219ZM226 105V104H225ZM231 105V107H232ZM85 106V105H84ZM101 106V105H100ZM130 106V107H129ZM127 105V107H129L128 109L130 110L131 107L133 108L134 107V110L136 109L135 107H140V106H136L131 104V105ZM150 106V105H149ZM163 106V105H162ZM174 106V105H173ZM177 106V105H176ZM181 106V105H180ZM184 106V104H183ZM181 106V107H183ZM188 106V104L186 105V107ZM196 106V105H195ZM102 107V106H101ZM154 107V105H153ZM158 107H159V104H158ZM180 107V108H181ZM185 107V106H184ZM204 106H202L203 108ZM209 107V106H207ZM211 109L213 106H210ZM220 107V106H219ZM218 107V108H219ZM228 107V106H227ZM226 107V108H227ZM230 107V108H231ZM72 108H76L72 110ZM83 108V109H82ZM162 109L165 108L164 106L161 107ZM167 108V109H169ZM176 109L175 111L173 109ZM171 109H169V112L172 113V110L174 112H176V114L178 115L177 113V110H178V107H172ZM188 110L192 108H189L187 107ZM186 108V109H187ZM194 108H197V107H193ZM200 108V107H199ZM197 108V109H199ZM201 108V110H202ZM205 108V107H204ZM203 108V109H204ZM217 108V109H218ZM225 108V109H226ZM233 108H231V110H233ZM103 109V108H102ZM118 109V108H117ZM139 108H137L138 110ZM141 109V108H140ZM155 109V107H154ZM210 109V111H211ZM223 107H222V110H220L221 114L224 112ZM229 109V107H228ZM127 110V109H126ZM134 110H131V112L133 113ZM171 110V111H170ZM180 110V109H179ZM188 110H183L182 108V111H179V114L180 116H177L175 114H170V113H167V112H161L162 114L159 115L158 113H156V109L155 111L153 110H150L151 111V116L153 115L154 118L156 117L155 113L158 114V116H162L161 117V120L164 121L163 123H165L166 127L165 128H168L172 137H173V140H175L176 142H178L177 144L179 145L178 147H180L182 150V155H183V158H184V161L186 163V165H190L191 162H195L194 164L198 163V148H201L199 147L200 146H207L208 147V141L213 138L210 137V139H205L204 137H206V132L199 126H197L196 123V116H194L195 120L192 121V119L190 118H193V114H197V112L199 111H194V113H191L193 110L190 111V113H188V116L189 114L191 115L190 118H188V116H186V113L184 115H182L181 113L184 111V112H189ZM236 110V109H234ZM89 111V110H88ZM96 111V110H95ZM98 111V110H97ZM223 111V112H222ZM82 112L80 115H82ZM119 112V111H118ZM129 112V111H128ZM173 112V113H174ZM219 112V111H218ZM228 112V111H227ZM89 113V112H87ZM121 113V112H120ZM201 113V112H200ZM23 114V115H22ZM131 114V113H130ZM217 114V115H219ZM18 115H22V119L21 117H19L21 120L20 122L17 121L18 125L17 126H20V124H24L27 126L23 127L22 126V129L21 127L20 128H17L15 127V124H14V121H15V116H18ZM88 115V114H87ZM187 117L184 119V117ZM203 115V113H202ZM213 114H211L212 116ZM216 115V117H217ZM235 115V114H234ZM76 116V115H75ZM85 116V115H84ZM95 116V115H94ZM150 116V115H149ZM148 116V117H149ZM152 116V117H153ZM14 117V118H13ZM77 117V116H76ZM79 117V116H78ZM151 117V118H152ZM179 117H182V119H180ZM220 117V116H218ZM93 118V117H92ZM97 118V117H95ZM102 118V117H101ZM145 118V117H144ZM150 118V119H151ZM157 118V117H156ZM227 118V117H226ZM76 119V118H75ZM87 119V117H86ZM115 119V118H114ZM229 119V118H228ZM238 119V118H237ZM19 120V119H17ZM24 120V121H23ZM154 120V119H153ZM152 120V121H153ZM225 120V118H224ZM75 121V120H74ZM100 121H102L100 119ZM77 122V121H75ZM75 122H74V129H75ZM97 122V121H96ZM107 123V121H105ZM104 122V123H105ZM233 122V121H232ZM9 123H10V126H9ZM16 123V122H15ZM63 123H65L66 125H68V130H67V126L64 128V125ZM150 123V122H149ZM8 124V126H7ZM100 124V123H99ZM109 124V125H108ZM107 124V128H106V124L104 125L106 130L108 131L111 130L110 127L108 126H111L113 125L112 123H108ZM152 124V123H151ZM156 123L154 122L153 125H155ZM98 124H96L97 126ZM152 125V127H153ZM164 124L161 123V125H158V126H163ZM164 125V126H165ZM200 125V123H199ZM114 126V125H113ZM119 126V125H118ZM117 126V128H118ZM123 126V125H122ZM163 126V127H164ZM202 126V125H201ZM204 126V125H203ZM133 127V126H132ZM140 127H142L140 125ZM56 128H59L56 129ZM157 128V126H156ZM200 128V129H199ZM56 131H55V130ZM65 129V130H64ZM76 129H77V126H76ZM115 129V128H114ZM139 129V128H138ZM150 129V128H149ZM154 128H152L153 130ZM128 130V129H127ZM132 130V129H131ZM157 130V129H156ZM167 130V129H166ZM203 130V131H202ZM77 131V130H76ZM112 131V130H111ZM165 131V130H164ZM168 131V132H169ZM51 132V131H50ZM56 132L55 136L59 135V134ZM73 133V131H71ZM93 132V131H92ZM110 134H111V137L112 135H114V137L116 136V131H108ZM131 131H129L130 133ZM205 132V135L203 134ZM49 133V132H48ZM135 133V132H134ZM131 132V135H135V137L133 138V140L136 138V134H134ZM161 133V132H160ZM159 133V134H160ZM69 133H67L68 135ZM71 134V133H70ZM107 134V133H106ZM241 134V133H240ZM239 134V135H240ZM43 135V136H42ZM49 135L51 136V133H49ZM67 135H64L67 136ZM103 135V134H102ZM108 135V134H107ZM129 135V136H131ZM169 135V133H168ZM204 135V136H203ZM50 136H48L49 139H52L53 143L54 142H57L56 140L58 139V137H55L54 134H52V137L54 136V138H51ZM147 136V135H145ZM149 136V134H148ZM159 136V135H158ZM47 137V136H46ZM62 137V136H61ZM100 136H98L99 138ZM102 137V136H101ZM114 137H112L114 139ZM132 137V136H131ZM206 140H204L203 138ZM229 137V136H228ZM237 137V136H236ZM240 137V136H239ZM44 138V137H43ZM42 138V139H43ZM48 138L45 140V141H49ZM56 138V139H55ZM59 138H60V135H59ZM63 138V137H62ZM60 138L59 140H62L61 143L63 145V148H65V141H66V138L65 139H62ZM69 138V137H68ZM96 138V137H94ZM111 138V139H112ZM116 138V137H115ZM164 138V137H163ZM207 138V137H206ZM238 138V137H237ZM236 138V139H237ZM55 141H54V140ZM117 139V138H116ZM126 139V138H125ZM168 139V138H166ZM227 139V138H225ZM229 139V138H228ZM240 139V138H239ZM65 140V141H64ZM68 140V139H67ZM102 140V139H101ZM99 140V141H101ZM115 140V139H114ZM118 140V139H117ZM121 140H124V138H122ZM170 139H168L169 141ZM172 140V141H173ZM204 142H203V141ZM50 140V142H52ZM97 141V139H96ZM171 141V142H172ZM235 141V140H234ZM239 141H237L236 143H238ZM28 142V144H29ZM42 142V141H40ZM38 142V143H40ZM60 141H58L59 143ZM69 143V141H67ZM122 141H120L121 143ZM131 141H128L127 142V139L124 143H129ZM169 141V143H171ZM202 142L206 144L202 145ZM224 142V141H223ZM227 142V141H226ZM239 142V143H240ZM48 143V142H47ZM60 143V144H61ZM67 143V144H68ZM99 143V142H98ZM102 143V142H101ZM114 143V141H113ZM41 144V143H40ZM52 144V143H51ZM115 144H116V141H115ZM117 144H119L117 142ZM132 144V143H131ZM174 144V141L173 143ZM50 145V144H49ZM61 145V146H62ZM72 145V144H71ZM98 145V144H97ZM96 145V147H97ZM110 145V144H109ZM210 145V144H209ZM250 145V144H249ZM51 146V145H50ZM59 146V145H57ZM70 146V145H68ZM73 146V145H72ZM99 146V145H98ZM117 146H123V145H117ZM125 146L127 147V145L125 144ZM130 146V145H129ZM205 146V148H206ZM36 147V145L34 146ZM95 147V145L93 146ZM100 147V146H99ZM103 147V146H102ZM100 148L102 150H104V148ZM114 147V146H113ZM169 147V145H168ZM174 147V146H173ZM239 147H241L242 151L239 150V152H237L236 154H231V157H230V153H225L227 154L223 161H224V165H225V172L229 173L231 178H233V180L231 181H234V183L232 182V184H236L237 185L234 187H238L237 188H234L233 190L230 188V187H223V186H220L218 187L219 190H217V192L220 193L219 195V199L220 200H230L233 202L235 201V197H237L238 195L239 196H245L246 199L254 208V211H255V216L253 217L254 220H253V224H249L247 225V227H240L242 230H237V229H233L231 226H224L223 228L221 227H218L217 224H212L211 221H209L210 223L207 225L208 228H211L210 231V234H212L211 236H213V238L216 240V242L218 243H221L222 241H220V237H225L229 243L227 244L228 245V250H227V253L228 255L226 254L227 256V260H228V263L229 264H264V207L260 208H257V205H255V203L253 202L254 201V198L253 196L254 195H257V196H260L264 199V177L263 179H258L256 173L258 171L257 167L260 168V167H264V150L261 152L260 156H259V159L258 160H254L255 161H258L257 163H254L251 155L249 153L246 152V149L243 145H240ZM1 148V150H2ZM62 148V150H64ZM66 148H67V145H66ZM73 147L71 148H67L68 150L72 149ZM124 149V146L122 147ZM216 148V147H215ZM237 148V147H236ZM264 148V146H263ZM109 149H110V146H109ZM121 149V148H119ZM122 149V150H123ZM127 149V148H126ZM203 149V148H202ZM240 149V148H239ZM99 149H96V150H93V151H97ZM101 150V151H102ZM115 150V149H114ZM118 150V149H117ZM201 150V149H200ZM207 150V149H206ZM209 151H212V149H208ZM233 150V149H232ZM111 153L112 150H110ZM208 151V152H209ZM217 151V150H216ZM123 153H126L124 151H121ZM254 152V151H253ZM98 152H96L95 154H97ZM116 153V152H115ZM120 153V152H119ZM123 153H120V154H123ZM128 153V152H127ZM212 153V152H211ZM214 153H216L214 151ZM234 153V152H233ZM240 153V155L242 154V157H243V160L245 162V171H241L242 168L238 165V163L235 164L233 163V159L232 157H234V159L236 158V156H238L237 154ZM119 154V155H120ZM181 154V153H180ZM199 154V153H198ZM217 154V153H216ZM222 154V153H220ZM98 155V154H97ZM103 155V154H102ZM100 155V156H102ZM104 155H109V154H104ZM103 155V156H104ZM112 155H115L114 153ZM118 156V154H116ZM129 155V154H128ZM126 156V157H129V156ZM201 155V154H200ZM223 155V154H222ZM67 156V155H66ZM102 156V157H103ZM221 156V155H220ZM29 157V156H28ZM112 157L111 155L109 156V160L111 165H114L112 159L110 158ZM124 157V156H123ZM239 157V156H238ZM31 158V157H30ZM69 158V156H68ZM101 158V157H100ZM114 158V157H113ZM130 158V157H129ZM102 159V158H101ZM126 160V158L124 157L123 160ZM128 159V158H127ZM103 160V159H102ZM107 160V161H109ZM122 160V161H123ZM205 160V159H204ZM242 160V161H243ZM104 161V160H103ZM106 161V160H105ZM107 161L105 163H107ZM121 161V162H122ZM197 161V162H196ZM222 161V162H223ZM236 161V160H235ZM203 162V161H202ZM201 163V162H200ZM66 164V163H65ZM109 164V163H108ZM117 164V163H116ZM257 164H259L260 166H258ZM13 165V164H11ZM10 165V166H11ZM16 165V164H15ZM31 165V164H30ZM68 165V164H67ZM101 165V164H100ZM107 165V164H106ZM119 165V163H118ZM193 165V164H192ZM191 165V166H192ZM257 165V166H256ZM108 166L110 167V164L105 166L108 168ZM187 167H190V166H187ZM28 168H30L28 166ZM116 167L112 166V169H115ZM91 169V168H90ZM101 169V168H100ZM104 169V168H103ZM188 169V168H187ZM187 169L185 171H187ZM244 169V168H243ZM97 170V168H96ZM106 170V169H105ZM104 170V171H105ZM100 171V170H99ZM175 171V170H174ZM180 171V170H179ZM188 171H190L188 169ZM97 172V171H96ZM95 172V173H96ZM259 172V171H258ZM176 173V172H175ZM178 173V172H177ZM176 173V174H177ZM190 173V172H189ZM261 173V171H260ZM92 174V172H91ZM126 174V173H125ZM128 174V173H127ZM126 174V175H127ZM259 174V173H258ZM262 174V173H261ZM131 175V174H130ZM121 176V174H120ZM129 176V175H128ZM179 176V175H178ZM10 176H8L7 178V182H6V185H7V195L6 196H10L13 195L15 197V199L17 198H20V200H18V203L19 204H22L23 201L21 200L23 198L24 200V197H27V195L29 194V190L27 189V187L25 186V180L21 179V177H19V179L17 178H14V180H10L9 179ZM95 178V177H94ZM93 178V180H94ZM179 178V177H178ZM177 179V178H176ZM124 180V179H123ZM10 181L14 184H12V186H9L11 185ZM101 181V180H100ZM236 181V182H235ZM251 182V190L250 191H244V190H241V186L244 185H240L241 183L243 182ZM102 183V181H101ZM100 185V183H99ZM232 185V186H233ZM4 186V185H3ZM2 187V186H1ZM26 187V189L24 188ZM246 187V186H245ZM5 188V186H4ZM2 189V188H1ZM0 189V190H1ZM10 189V190H9ZM245 189V188H244ZM28 190V191H27ZM12 191V192H11ZM11 192V193H9ZM31 192V191H30ZM33 192V191H32ZM5 193L4 192V196L3 198L5 197ZM13 193V194H12ZM38 193V192H37ZM36 194V193H35ZM211 194V193H210ZM218 194V193H217ZM214 195V194H213ZM222 195V196H221ZM212 196V195H211ZM210 196V197H211ZM10 198V197H9ZM238 198V197H237ZM7 199V197H6ZM12 199V197L10 198ZM27 199V198H26ZM213 199V198H212ZM215 199V198H214ZM235 199V200H234ZM4 200V199H3ZM2 200V201H3ZM29 200V199H28ZM2 201H0L2 203ZM203 201V200H202ZM7 202H11L10 201H7ZM210 200L207 202L208 206L206 204H204V207H202L204 210V214H207L208 213H212V211L210 210L209 206H210ZM222 202V201H221ZM227 202V201H226ZM0 203V204H1ZM203 203H206V202H203ZM248 203V204H249ZM254 203V204H252ZM2 205H0V208H1ZM251 206V208H252ZM263 206V205H262ZM201 207V206H200ZM209 208V211H207ZM2 209V208H1ZM197 211V210H196ZM203 214V213H202ZM192 218L191 219H188L189 221H187V223L185 222V225L183 227V234L185 236L188 237V242L186 244H184V253H187V254H190V253H194L197 252V261L198 263L197 264H222V262H220V257H219V254H218V251H217V247L215 246L214 242L215 241H211L208 237L207 234L209 233H206V230L204 229L203 227V224L202 221H201V218H199L197 212H193V214L191 215ZM208 217V216H207ZM212 218V217H211ZM208 219V218H207ZM245 220V219H244ZM35 221V220H34ZM249 221V220H248ZM36 222V221H35ZM184 222V221H183ZM181 223V222H180ZM248 223V222H247ZM252 223V222H251ZM38 224V223H37ZM35 226V225H34ZM183 226V225H182ZM60 227V226H59ZM53 228V227H52ZM238 228V227H237ZM181 229V228H180ZM178 229V230H180ZM51 230V229H50ZM55 231V230H54ZM181 231V230H180ZM61 232V231H60ZM242 235L240 237L244 238L242 241H237V239H239L240 237L237 235L239 234ZM59 235L57 234H50L47 236L46 234V237H51V235H54L52 236L50 239L51 240V243H50V240H49V243L52 244V248H51V245L48 243L47 246L49 245L50 248L52 251V255L53 256H57L56 257V260L58 259L60 261V264H64V261L66 263L67 259H69V262L70 264H82V262H80V260H78L77 257L74 256V253H68L65 249V242H63L62 240V237H61V234L58 233ZM63 234V233H62ZM182 234V235H183ZM209 234V235H210ZM37 235H40V234H37ZM43 236V234H42ZM184 236V237H185ZM39 237V236H38ZM44 237V236H43ZM45 237V238H46ZM182 237V236H180ZM183 237V238H184ZM212 238V240H214ZM224 238V239H225ZM49 239V238H48ZM48 239L46 238L45 240L46 243L48 242ZM226 240H223V243L225 244ZM45 243V242H44ZM146 243V242H145ZM222 244V243H221ZM223 244V245H224ZM152 245V244H150ZM226 245V244H225ZM44 246V245H43ZM146 247V246H145ZM144 247V248H145ZM149 247V246H148ZM147 248V247H146ZM145 248V249H146ZM219 249V248H218ZM158 251L159 249H157L156 247H150L149 250H148V254H146L143 258V260L140 259V261H143L144 264H158L155 259L157 258V255H158ZM223 253V252H222ZM45 254V253H44ZM164 255V254H163ZM42 256V255H41ZM47 256V255H46ZM200 256V257H199ZM65 257H67V259H64ZM140 256H138L139 258ZM196 257V256H195ZM54 258V257H53ZM135 258V257H134ZM138 258L136 261H138ZM50 257H48V263L50 262ZM60 259H64V261L60 260ZM45 260V259H44ZM54 260V259H53ZM181 260V259H180ZM1 261V260H0ZM10 261V260H9ZM2 262V261H1ZM6 262V261H5ZM4 262V263H5ZM15 262H13L14 264ZM17 263V262H16ZM46 263L45 261V264H48ZM58 263V262H57ZM67 264V263H66ZM163 264V263H162ZM166 264V263H165ZM173 264V263H171ZM177 264V262H176Z\"/></svg>",
    "mask_w": 264,
    "mask_h": 264
},
{
    "label": "clouds",
    "instance_id": "clouds-1",
    "mask_svg": "<svg viewBox=\"0 0 264 264\" xmlns=\"http://www.w3.org/2000/svg\"><path fill=\"white\" fill-rule=\"evenodd\" d=\"M216 7L223 10L226 6L230 5L231 0H215ZM165 8L173 15L177 20L183 18L186 12V0H163Z\"/></svg>",
    "mask_w": 264,
    "mask_h": 264
}]
</instances>
